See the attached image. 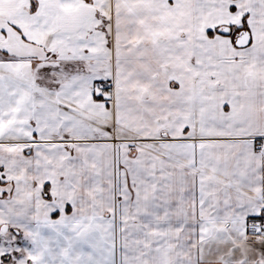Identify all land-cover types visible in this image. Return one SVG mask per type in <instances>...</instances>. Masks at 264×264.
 I'll return each mask as SVG.
<instances>
[{
	"label": "snow or ice",
	"instance_id": "obj_1",
	"mask_svg": "<svg viewBox=\"0 0 264 264\" xmlns=\"http://www.w3.org/2000/svg\"><path fill=\"white\" fill-rule=\"evenodd\" d=\"M0 264H264V0H0Z\"/></svg>",
	"mask_w": 264,
	"mask_h": 264
}]
</instances>
